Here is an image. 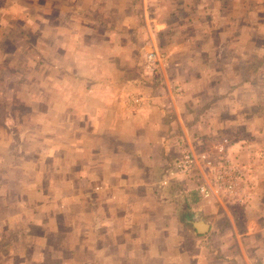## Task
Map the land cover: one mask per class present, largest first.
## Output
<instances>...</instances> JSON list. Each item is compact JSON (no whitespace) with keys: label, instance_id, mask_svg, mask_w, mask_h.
<instances>
[{"label":"crops","instance_id":"1","mask_svg":"<svg viewBox=\"0 0 264 264\" xmlns=\"http://www.w3.org/2000/svg\"><path fill=\"white\" fill-rule=\"evenodd\" d=\"M61 1L52 11L57 23L49 10L38 16L48 34L58 37L57 51L70 61L69 68L59 66V84L67 89L64 83L71 82L75 91L80 85L75 105L88 103L72 110L80 117L57 143L44 124L28 140L16 131L0 140V259L16 253L18 262L11 264H48L47 254L57 253L61 260L67 252L70 264H79L81 256L74 253L84 244L89 264H264V220L258 215L263 195L261 189L250 191L245 174L234 167V152L242 143H231L227 152L225 139L215 143L219 156L224 153L218 175L210 171L212 153L196 149L207 140L201 131L214 136L236 124V89L251 80L239 77L227 85L224 79L223 53L228 45L235 51L240 45L236 38L228 45L224 37L220 41L228 21L219 17L217 5L208 0ZM66 37L68 42L62 41ZM112 37L118 40L109 44ZM149 52L161 69L156 85L138 76L140 67L148 68ZM0 99L6 100L4 91ZM208 100L220 101L221 107L201 110ZM224 106L230 123L213 127L211 119ZM33 126L25 131L35 132ZM247 130L257 139L256 127ZM29 140L37 145L30 147ZM27 144L30 150L22 152ZM14 148L16 155L1 154ZM185 152L198 171L194 180L186 175L193 169L177 171ZM203 164L207 169H200ZM202 224H207L203 232ZM32 238L39 247L33 254L41 252L40 259L24 254L28 246L22 245Z\"/></svg>","mask_w":264,"mask_h":264},{"label":"rangeland","instance_id":"2","mask_svg":"<svg viewBox=\"0 0 264 264\" xmlns=\"http://www.w3.org/2000/svg\"><path fill=\"white\" fill-rule=\"evenodd\" d=\"M208 1L211 6L216 7L217 5L222 13L219 14V17L222 16L228 21V25L222 29L224 34L220 35V41L223 40V37L226 39V43L236 38V42L240 45V49L235 51V49L229 50L227 43L228 47L223 53L227 62V67L223 71L227 85L234 83L239 77L250 78L251 80L245 83L243 87L241 86V89H236V94L240 91L238 93L239 99L232 101V118H234L236 124L225 128L223 133L215 134L214 136L206 130L205 134L204 131H201L202 136L205 139L207 138V140L204 143L205 147L200 146L196 149L207 154L212 153L211 157L214 158V166H210L212 167L210 171L213 175L215 173L218 175L222 169L224 153L221 152L219 156L218 147L216 148L214 145L219 140L223 142V139H225L224 152H227L231 143L234 145L241 142L242 145L234 152L235 157L233 160L236 162L234 167L245 174L246 186H251L248 188L250 191L257 192L258 189H261L263 195L262 203H264V0H217L216 3L213 2L214 0ZM60 3L62 1L58 2V0H0V91H4L6 94V100L0 99L1 141H7V135L10 131L12 133L16 131L18 138L26 136V140H28L32 134L39 133L41 125L44 124L46 125L45 127L49 128L48 130H51L48 133L51 136V141L57 143L64 133V128H68V125L73 127L80 117V115H75L72 110L88 103L84 99L77 106L75 105L80 85L76 92L74 84L71 82H69L70 84L64 83L67 85V89H62V85L59 84V66L69 68L70 61L57 51L62 47L60 45V48H57L58 37L48 34L49 28L42 21V18L38 16L42 10H49L52 22L57 23L55 12L59 10L58 6ZM235 31L238 34H233ZM212 34H210V37ZM115 39L118 40V37H112L109 44H112ZM65 40L68 42V37L62 38V41ZM85 40L88 43V39ZM53 45H55V48L50 49ZM86 52H88L89 56L90 52ZM108 54L112 56L114 53L109 52ZM65 60L68 61V64L64 63ZM157 65L158 61L156 59L153 70L140 67L138 76L142 75L146 83H151L153 80L151 84L156 85L161 74V69H158ZM64 67H62L63 70L65 69ZM88 70V68L83 69V73L87 74ZM121 70L127 72L128 69L122 68ZM129 70L132 75L136 73V68L134 67L129 68ZM150 88L153 90L152 87ZM71 90H74V92L71 93ZM151 90L149 89L148 91ZM157 94L160 95L161 93ZM121 95H124V93ZM144 97L143 102L147 101V97L145 95ZM231 97L235 98L232 94ZM205 102L200 104H204L201 107L203 111L216 107L214 105L217 103L221 107L220 101L210 102L208 100ZM30 111L35 112L34 117ZM230 121L231 119L224 106V110L220 108V113L217 117L214 116L210 123L213 124V127H217L229 124ZM32 124L34 125L33 128L36 129L35 132L25 131L29 130L28 127ZM247 127L257 128V139L252 136L253 132H248V130L244 132ZM25 132L27 133L25 134ZM70 132L71 130L66 132V135ZM189 135L194 140V144L197 145V141H199L197 133L191 131ZM37 138L39 139L40 136H37ZM31 141L29 140L30 147L37 145L36 141ZM222 142L219 144L220 146ZM23 148L22 152L30 150L28 144ZM16 153V148L2 149L1 152L3 155L8 154L11 156L16 155ZM35 159L37 160L36 157ZM21 166L22 168L24 167L21 163L17 165L18 168H21ZM192 167L193 165L191 166L193 170L190 169L191 172L189 174L184 173H186L187 177H191L194 180L198 176V171ZM199 167L202 170L207 169L204 164L203 166L199 165ZM177 171L183 173L179 169ZM6 185H9V183H6ZM21 199L24 201L25 197ZM231 208L234 210L237 220L242 223V215L239 208L236 205ZM260 214L261 216L263 215L261 219L264 220V208L260 209L258 215L260 216ZM1 235L2 233L0 232V237ZM25 246H28L24 253L25 255H32L35 250L39 249L37 242L35 243L33 238L28 239L25 245H22L23 249ZM82 246L84 249V244ZM32 249L33 251H31ZM83 249L76 251V253L72 252L78 257L81 256L79 264H89V260H91L89 252ZM40 253L37 251L33 255L35 258L40 259ZM66 253L64 254V259L61 260H59L57 253L47 254L46 256L49 258L48 264H70L71 261L67 260L68 254ZM3 254L5 252H2ZM43 254L45 255L46 251ZM2 258L0 259V264H11L12 262L17 263L19 257L16 256V253L11 254V257L7 256L6 253Z\"/></svg>","mask_w":264,"mask_h":264},{"label":"built area","instance_id":"3","mask_svg":"<svg viewBox=\"0 0 264 264\" xmlns=\"http://www.w3.org/2000/svg\"><path fill=\"white\" fill-rule=\"evenodd\" d=\"M146 66L153 70L155 67V55L153 52H149L145 57ZM193 156L190 153L185 152L181 160L178 162V169L180 171H189L191 166L193 165Z\"/></svg>","mask_w":264,"mask_h":264},{"label":"water","instance_id":"4","mask_svg":"<svg viewBox=\"0 0 264 264\" xmlns=\"http://www.w3.org/2000/svg\"><path fill=\"white\" fill-rule=\"evenodd\" d=\"M200 229H202V232L205 231L207 229V224H202V227Z\"/></svg>","mask_w":264,"mask_h":264}]
</instances>
